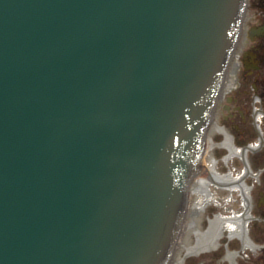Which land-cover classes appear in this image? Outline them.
<instances>
[{
	"label": "water",
	"instance_id": "95a60500",
	"mask_svg": "<svg viewBox=\"0 0 264 264\" xmlns=\"http://www.w3.org/2000/svg\"><path fill=\"white\" fill-rule=\"evenodd\" d=\"M246 3L0 0V264H166L219 185L242 211L185 248L239 228L248 165L227 176L201 155L248 161L221 126L205 136Z\"/></svg>",
	"mask_w": 264,
	"mask_h": 264
},
{
	"label": "flooded vegetation",
	"instance_id": "af4514ba",
	"mask_svg": "<svg viewBox=\"0 0 264 264\" xmlns=\"http://www.w3.org/2000/svg\"><path fill=\"white\" fill-rule=\"evenodd\" d=\"M262 40L264 38H259L251 43L240 56L244 64L250 62L249 64L252 65L254 61L259 63V68L244 69L243 75L246 79V85L249 80H253L252 84H256L257 88L256 93L263 94L261 95L262 110L259 109L262 112L260 120H257L258 110L251 114V121L249 120V125L252 126L254 131H252L253 138L256 136L257 142H252L254 148L251 150L252 157L248 160L249 170L246 182L250 189V196L245 211V213L247 212L246 218L233 234H229L227 231L222 232L210 248L192 251L183 248L181 264H264V87H259L264 74V47ZM245 93L247 94V92ZM226 100L228 104L224 103L223 109L227 113L222 116V121L230 118L233 121L239 119V123L243 121L247 123V116L243 110V106L246 107L247 105V98L245 97L242 105L239 104V100L235 97H228ZM246 130L247 127L245 125L241 132ZM248 180L252 183L249 184ZM193 196L195 195L190 191L183 224L191 216L189 206L191 200L196 197ZM237 204L239 205L237 209H241L242 205L240 203ZM214 206L209 209L208 206L207 212L202 215L201 229L207 227L210 218L209 214L215 216L217 213H223L224 216L225 214L229 216L224 207L219 206V204ZM190 237V241L196 238L192 233ZM175 253L177 254V250H175Z\"/></svg>",
	"mask_w": 264,
	"mask_h": 264
},
{
	"label": "bare ground",
	"instance_id": "6f19581e",
	"mask_svg": "<svg viewBox=\"0 0 264 264\" xmlns=\"http://www.w3.org/2000/svg\"><path fill=\"white\" fill-rule=\"evenodd\" d=\"M242 24H243V30H245V34H242L241 38H239L238 46H239V51L243 53L244 51H246V48L250 45V43H251L250 38H252V36H255V33L253 32L252 29H250L249 25L245 24V21ZM261 32H262V29L259 28L257 33H261ZM237 63L238 62H237L236 58L234 60L233 59L231 60V64L229 66V69H228V71L226 73L225 78L223 79V87L224 88H223L222 96H221L222 100L218 101L217 110H212L211 111V121H210L209 127L207 129V133L205 135V136H209L211 138V140L213 141L214 134L215 133H220L216 129V125H219L225 130L227 136L229 137V139L231 140V142L235 146H237V145H236V143H235V141L233 139V136L227 130V128L225 126L220 125V123L222 121V116L226 114L225 110L223 109V98H224V95L226 93L232 91L237 86V84L239 82V69H240V67L238 66ZM249 66H253V64L252 65L250 64ZM258 113L259 114L257 116V120L259 121L260 117H261V112L258 111ZM213 115H214V118H213ZM221 134H223V133H221ZM216 147H222V146H210V147L206 148V150L201 155L202 163L205 164L206 166L212 168L213 170H215V171H217V172H219L221 174L227 175V176L238 177L241 174H243V172L245 170V167L240 172H237V173H234V171L232 169H229V171L227 173H222L220 171V168H219V159L215 156V153H214V149ZM238 148H240V147H238ZM253 148H254V146H253ZM224 149L227 150V148H225V147H224ZM240 149L248 157V151H247L248 148L242 147ZM233 158H234V156H230L229 152H228L223 159L225 160V162L227 164H229V162ZM194 180H195V176H193L191 178V180L189 181V188H191ZM245 184H246V186L248 188V184L246 182V177H245ZM216 188H217V190H216ZM218 188L219 189H227L229 191V194H227L222 199H218V197H217L218 190H219ZM248 190L250 191L249 188H248ZM216 191H217V193H216ZM235 193L237 194L238 197L235 195ZM239 197H240V199H239ZM236 203H240V205H242V208H243V198H242V195H241L239 190H237V189H235V188H233L231 186H224V185L215 186L212 189L206 204L200 210L196 211L193 214V225L191 227H189L184 232V234L182 235V239H181L182 243L180 241H178V240L175 241L176 242L175 249L177 250V254L175 253V255L172 258L168 259L166 264H175V263H177L182 257L181 254H182L183 248H185V246L192 245V243L195 241L193 239H191L192 242L190 241V238H191L190 234L192 233V234H194V237H197L198 234L204 229V228L201 229L200 222L202 220V215H204V213L207 212V207L209 205L219 204V206L224 207L225 211L227 210L229 215H231V214H235V213H238V212L242 211V208L239 209V210L237 209ZM230 210H231V212H230ZM190 213H191V211H190ZM209 215H210L209 216L210 218H209L208 225L210 223H212L213 221H215L216 219L224 216L223 213H217V214H215V216H212L211 214H209ZM225 216H227V215L225 214ZM186 221L187 222H191L192 221V217L190 216ZM181 262H182V260H180L177 264H181Z\"/></svg>",
	"mask_w": 264,
	"mask_h": 264
},
{
	"label": "rangeland",
	"instance_id": "374dc122",
	"mask_svg": "<svg viewBox=\"0 0 264 264\" xmlns=\"http://www.w3.org/2000/svg\"><path fill=\"white\" fill-rule=\"evenodd\" d=\"M246 25L249 26H255L259 24H264V1L262 0H251V3L246 8ZM243 34H245V30H243ZM262 45L264 47V40H262ZM241 65V64H240ZM244 69L241 68L239 70V84L229 92L228 96L231 95L239 100V104L242 105L244 102L245 97L247 98L246 107L243 106V110L246 113L247 116V123L241 122L239 123V119H236L235 121L231 120L230 118L225 121H221L220 125L225 126L227 130L231 133L233 136V139L235 138L236 144L238 147H248L250 144H253L252 142H257V137L255 136L253 138V129L252 126L249 125V120L251 121V114L255 113V111L261 109L262 110V102H261V93H256L257 91L252 88V82L253 80H249L247 82V85L245 83V78L243 75ZM263 81V82H262ZM259 87H264V74L262 75ZM247 92V94L245 93ZM259 96V99L256 98V95ZM230 97V96H229ZM227 98V97H226ZM226 98L223 99V102L225 104H228ZM227 113V112H226ZM258 113V111H257ZM259 114V113H258ZM223 120V118H222ZM245 125L247 127V130L244 132L242 131V128H245ZM254 132V131H253ZM223 134L221 133H215L213 140L215 142H220L223 140ZM215 156L219 159V168L222 173H227L229 169H232L234 173L240 172L244 168V162L240 157L234 156V158L227 164L225 160L223 159L228 151L224 149V147H216L214 149ZM251 150L248 151V160L251 159L252 154ZM248 183H252L248 180ZM219 189V188H218ZM217 190V188H216ZM217 193V191H216ZM227 194H229V191L227 189H219L218 190V199H222ZM237 196V194L235 193ZM238 197V196H237ZM240 199V197H239ZM236 206L239 207V205L236 203ZM211 207H215L214 205H209L208 209Z\"/></svg>",
	"mask_w": 264,
	"mask_h": 264
}]
</instances>
